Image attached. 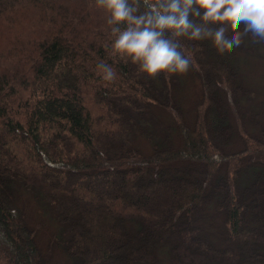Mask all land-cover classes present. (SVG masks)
Segmentation results:
<instances>
[{
  "label": "trees",
  "instance_id": "trees-1",
  "mask_svg": "<svg viewBox=\"0 0 264 264\" xmlns=\"http://www.w3.org/2000/svg\"><path fill=\"white\" fill-rule=\"evenodd\" d=\"M108 18L0 0V264H264V41L151 77Z\"/></svg>",
  "mask_w": 264,
  "mask_h": 264
},
{
  "label": "clouds",
  "instance_id": "clouds-1",
  "mask_svg": "<svg viewBox=\"0 0 264 264\" xmlns=\"http://www.w3.org/2000/svg\"><path fill=\"white\" fill-rule=\"evenodd\" d=\"M96 5L109 14L113 53L151 77L189 70L180 38L211 40L220 54L239 47L243 35L264 41V0H96ZM96 68L105 82L115 81L111 65L100 62Z\"/></svg>",
  "mask_w": 264,
  "mask_h": 264
},
{
  "label": "rangeland",
  "instance_id": "rangeland-1",
  "mask_svg": "<svg viewBox=\"0 0 264 264\" xmlns=\"http://www.w3.org/2000/svg\"><path fill=\"white\" fill-rule=\"evenodd\" d=\"M192 90H193V89H191V90L189 91V98L191 97ZM37 239H38L39 242H41L43 238H37Z\"/></svg>",
  "mask_w": 264,
  "mask_h": 264
}]
</instances>
